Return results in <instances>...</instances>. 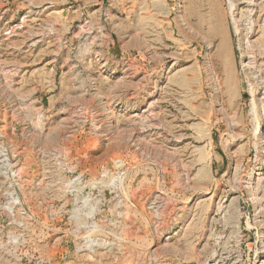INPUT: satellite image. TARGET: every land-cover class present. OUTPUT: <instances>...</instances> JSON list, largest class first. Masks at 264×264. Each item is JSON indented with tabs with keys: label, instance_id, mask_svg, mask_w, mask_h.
Returning a JSON list of instances; mask_svg holds the SVG:
<instances>
[{
	"label": "rangeland",
	"instance_id": "rangeland-1",
	"mask_svg": "<svg viewBox=\"0 0 264 264\" xmlns=\"http://www.w3.org/2000/svg\"><path fill=\"white\" fill-rule=\"evenodd\" d=\"M0 264H264V0H0Z\"/></svg>",
	"mask_w": 264,
	"mask_h": 264
}]
</instances>
